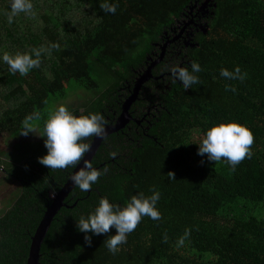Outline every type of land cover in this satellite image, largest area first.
<instances>
[{
  "label": "trees",
  "instance_id": "trees-1",
  "mask_svg": "<svg viewBox=\"0 0 264 264\" xmlns=\"http://www.w3.org/2000/svg\"><path fill=\"white\" fill-rule=\"evenodd\" d=\"M203 1L107 0L117 6L111 14L100 8L105 0H32V12L17 14L10 24V0H0V57L42 53L40 66L24 76L0 60V131L20 133L29 115L39 117L35 126L43 131L49 108L78 88L95 89V95L66 106L69 111L100 113L104 127L116 123L137 77L171 41L131 105L133 119L104 138L95 155L98 182L88 192L75 187L65 200L69 206L53 218L39 264H264V0H212L208 32L196 34L195 47L178 45L173 31ZM193 60L202 68L196 73L200 83L185 90L170 69L191 70ZM236 66L247 74L243 81L220 76L221 68ZM227 121L247 126L254 136L251 158L234 170L197 154L204 131ZM94 137L82 142L91 144ZM20 150L17 161L2 166L0 159L7 177L21 186L0 215V264L28 263L52 196L74 171L41 165L38 157L47 152L41 144ZM152 189L160 193V220L143 217L115 254L106 247L115 229L88 233L91 245L85 242L76 221L101 197L124 205ZM186 229L190 234L180 245Z\"/></svg>",
  "mask_w": 264,
  "mask_h": 264
},
{
  "label": "clouds",
  "instance_id": "clouds-1",
  "mask_svg": "<svg viewBox=\"0 0 264 264\" xmlns=\"http://www.w3.org/2000/svg\"><path fill=\"white\" fill-rule=\"evenodd\" d=\"M10 11L7 14L8 23L19 13L30 14L33 10L32 0H10ZM101 10L106 13L115 14L117 6L105 2L100 4ZM40 50H33L29 53H16L10 55L4 53L0 60L8 65L9 71L13 74L27 75L33 68L40 66ZM35 57V58H33ZM190 69L173 66L170 69L173 82L179 81L186 90L194 84H199V77L196 73L202 71L199 62L193 60ZM220 76L228 80L243 81L246 73H242L239 66L233 71L227 68L220 69ZM226 91L235 92L236 89L230 85L225 86ZM38 116L29 115L22 121L21 135L27 136L34 132L33 120ZM104 117L100 113H89L84 116H77L68 110L66 106L55 108L44 122L42 134L44 145L47 149L45 155L38 157V162L49 169H67L77 166L83 161V166L70 174V181L83 192L91 190L92 185L97 183L102 172L93 166V163L86 158L90 151V144L83 143L85 138L104 134ZM254 143L252 131L245 125L236 121L221 122L208 127L200 140L197 154L207 157L210 163L226 162L233 170L244 159L252 156L251 146ZM170 179H175L174 173L169 172ZM152 194L146 196L143 192L132 195L124 205L111 203L107 197H101L94 211L89 215L81 216L76 221L79 232L84 233L85 242L91 245L92 235H105L110 229H115V234L106 241L109 252L115 254L119 245L126 243L127 236L135 231L142 218L147 216L152 220H160L161 213L156 207L159 199V191L152 189ZM190 234L185 230L184 236L178 243L183 245L184 240ZM167 242V236L164 237Z\"/></svg>",
  "mask_w": 264,
  "mask_h": 264
},
{
  "label": "water",
  "instance_id": "water-1",
  "mask_svg": "<svg viewBox=\"0 0 264 264\" xmlns=\"http://www.w3.org/2000/svg\"><path fill=\"white\" fill-rule=\"evenodd\" d=\"M212 0H204L201 4L202 7H209L211 6ZM197 3V2H196ZM196 3L194 6L191 7V9H193L196 6ZM206 24H203L202 26L203 31L205 33L208 32V29L206 28ZM185 27L182 30V33L184 32ZM179 38V37H178ZM193 39H190L187 41L188 45H191L192 47H195L197 44L192 42ZM165 49L166 46L163 47V52L161 55V59L164 58L165 56ZM159 62V61H158ZM157 62V63H158ZM154 65L149 66L145 72H143L137 79H136V84H135V88H134V94L131 95L123 104V112L122 114L119 116L118 120L116 123H112L109 124L107 126H105V131L102 137H94L91 144H90V151L88 153H86V158L92 162L95 155L97 154L104 138H106L109 134L119 131L120 129L124 128L131 119H133L132 115L130 114V108L132 103L137 99L138 96V92L142 86V84L146 81H148L151 77H152V69H153ZM83 166V161H81V164L77 166L78 170L79 167ZM73 171V172H74ZM76 186H74L72 184V182L70 181V179L67 180V182L65 183V185L61 188V190L59 192H56L55 194H53V202L50 205V207L47 209L46 214L44 216V218L42 219L36 234L33 236L32 239V244H31V248H30V254H29V258H28V263L27 264H39L40 261V257H41V247H42V243L51 227L53 218L55 217V215L58 213V211L63 207V206H69L66 203V198L69 196V194L71 193V191L75 188Z\"/></svg>",
  "mask_w": 264,
  "mask_h": 264
},
{
  "label": "rangeland",
  "instance_id": "rangeland-1",
  "mask_svg": "<svg viewBox=\"0 0 264 264\" xmlns=\"http://www.w3.org/2000/svg\"><path fill=\"white\" fill-rule=\"evenodd\" d=\"M94 91L95 89L78 88L70 92L67 98L54 103L52 109L54 110L61 105L76 107L77 105L90 101L95 95ZM49 109L51 113V107ZM32 123L34 132L29 133L27 136L17 133L15 128H13V130L0 131V159L2 161V166L6 165V161H17L18 158H21L20 146H25L30 143H38L46 149L44 145L45 138L39 136L42 134L41 129L35 126L37 125L35 120H33ZM20 187V183L15 179L8 178L7 174L0 166V215L8 207L10 201L19 194Z\"/></svg>",
  "mask_w": 264,
  "mask_h": 264
},
{
  "label": "flooded vegetation",
  "instance_id": "flooded-vegetation-1",
  "mask_svg": "<svg viewBox=\"0 0 264 264\" xmlns=\"http://www.w3.org/2000/svg\"><path fill=\"white\" fill-rule=\"evenodd\" d=\"M208 12H209V7H202V4L201 3H196V6L193 9H191V11H189V14H187L181 21H179V23H178V30H174L173 31V34H172V37L174 36V39L173 40H177V39L180 38L175 43H177L178 45L181 46V45H186L187 44V41L190 40V39H193L194 40L196 34L198 32H200V31H203V28L204 27L202 25L205 24L206 21H207L205 16L208 15ZM184 27H185V30L182 33V30H183ZM170 42L171 41L166 42V44H164V46H166V48H167L169 46ZM180 53L181 52L179 51L178 52V55H180ZM157 55L158 54L156 53L155 54V57ZM161 60H163V59H161V56H159L156 59H152L151 60L152 62H149L150 64L149 65L147 64V65L148 66L154 65V67L157 68L156 65L158 63H160ZM142 71L145 72L146 69L144 68Z\"/></svg>",
  "mask_w": 264,
  "mask_h": 264
}]
</instances>
